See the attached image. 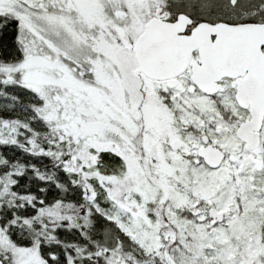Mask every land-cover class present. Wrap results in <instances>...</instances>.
<instances>
[{"label": "snow or ice", "instance_id": "6c2138e0", "mask_svg": "<svg viewBox=\"0 0 264 264\" xmlns=\"http://www.w3.org/2000/svg\"><path fill=\"white\" fill-rule=\"evenodd\" d=\"M0 264H264V0H0Z\"/></svg>", "mask_w": 264, "mask_h": 264}]
</instances>
